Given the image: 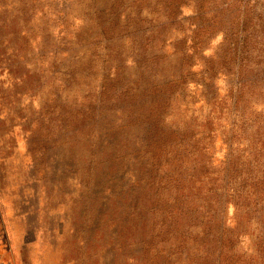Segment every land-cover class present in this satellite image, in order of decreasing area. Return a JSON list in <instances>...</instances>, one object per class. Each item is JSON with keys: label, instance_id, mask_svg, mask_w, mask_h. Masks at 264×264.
Returning a JSON list of instances; mask_svg holds the SVG:
<instances>
[{"label": "rangeland", "instance_id": "rangeland-1", "mask_svg": "<svg viewBox=\"0 0 264 264\" xmlns=\"http://www.w3.org/2000/svg\"><path fill=\"white\" fill-rule=\"evenodd\" d=\"M0 264H264V0H0Z\"/></svg>", "mask_w": 264, "mask_h": 264}, {"label": "trees", "instance_id": "trees-1", "mask_svg": "<svg viewBox=\"0 0 264 264\" xmlns=\"http://www.w3.org/2000/svg\"><path fill=\"white\" fill-rule=\"evenodd\" d=\"M104 118H105V112L103 108L100 107L96 112L95 118H93L95 129L93 135H91V141L93 145L94 146L96 145L97 147V145L102 143L101 141L105 136L107 135L111 136V142L113 144V148L110 153V159L112 160L111 165L112 167H116V166L121 167L122 165H124V163H126V161H128V159H125L126 158L125 156H128V132L123 131L126 127H128V118L127 120L125 119L121 120L120 121L121 123L118 125L116 129L113 127L105 128V126H103ZM150 127L146 126L144 130H147V132L150 133L151 131ZM122 131L124 135L122 137L118 136L117 133H120ZM114 169L118 171V168H114ZM143 252L146 254L148 250H143Z\"/></svg>", "mask_w": 264, "mask_h": 264}]
</instances>
